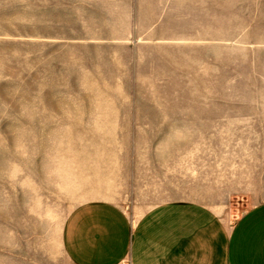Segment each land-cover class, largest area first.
Masks as SVG:
<instances>
[{"label":"rangeland","instance_id":"1","mask_svg":"<svg viewBox=\"0 0 264 264\" xmlns=\"http://www.w3.org/2000/svg\"><path fill=\"white\" fill-rule=\"evenodd\" d=\"M89 201L264 202V0H0V264Z\"/></svg>","mask_w":264,"mask_h":264},{"label":"crops","instance_id":"2","mask_svg":"<svg viewBox=\"0 0 264 264\" xmlns=\"http://www.w3.org/2000/svg\"><path fill=\"white\" fill-rule=\"evenodd\" d=\"M68 264H264V202L233 224L197 202H167L130 220L117 204L89 201L64 222Z\"/></svg>","mask_w":264,"mask_h":264}]
</instances>
